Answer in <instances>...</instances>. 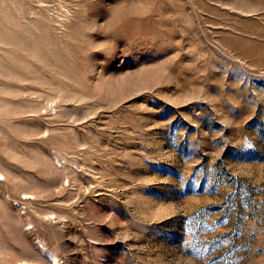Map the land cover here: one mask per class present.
Returning <instances> with one entry per match:
<instances>
[{"label":"rangeland","instance_id":"374dc122","mask_svg":"<svg viewBox=\"0 0 264 264\" xmlns=\"http://www.w3.org/2000/svg\"><path fill=\"white\" fill-rule=\"evenodd\" d=\"M264 264V0H0V264Z\"/></svg>","mask_w":264,"mask_h":264},{"label":"bare ground","instance_id":"6f19581e","mask_svg":"<svg viewBox=\"0 0 264 264\" xmlns=\"http://www.w3.org/2000/svg\"><path fill=\"white\" fill-rule=\"evenodd\" d=\"M60 263V259L59 257L52 253L51 256H50V264H59Z\"/></svg>","mask_w":264,"mask_h":264}]
</instances>
